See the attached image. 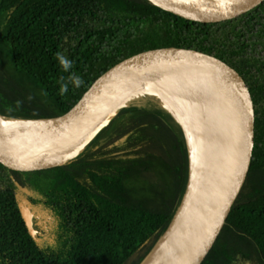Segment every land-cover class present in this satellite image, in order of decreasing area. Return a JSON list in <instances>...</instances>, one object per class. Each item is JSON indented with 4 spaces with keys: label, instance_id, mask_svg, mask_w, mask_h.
Masks as SVG:
<instances>
[{
    "label": "trees",
    "instance_id": "trees-1",
    "mask_svg": "<svg viewBox=\"0 0 264 264\" xmlns=\"http://www.w3.org/2000/svg\"><path fill=\"white\" fill-rule=\"evenodd\" d=\"M199 39L231 53L256 107L253 157L241 193L201 264H264V11L195 23L149 0H0V116L29 117L61 95L55 54L82 77L124 52ZM71 84H69V87ZM124 103V104H123ZM67 163L12 170L0 163V264H107L166 226L185 197L192 157L175 114L130 96ZM24 188L32 237L18 207Z\"/></svg>",
    "mask_w": 264,
    "mask_h": 264
},
{
    "label": "water",
    "instance_id": "water-1",
    "mask_svg": "<svg viewBox=\"0 0 264 264\" xmlns=\"http://www.w3.org/2000/svg\"><path fill=\"white\" fill-rule=\"evenodd\" d=\"M149 1L178 17L206 25L241 21L264 11V0ZM184 60L206 66L224 92L226 124L232 128L226 150L201 191L184 206L188 184L181 206L166 226L124 249L107 264H153L176 256L180 260L208 243L206 252L192 264L203 262L241 193L255 147L256 107L241 64L221 46L199 39L140 47L87 72L81 77L83 83L79 87L71 85L54 103L32 116H0V163L12 170H30L13 164L46 158L64 132L113 102L110 99L123 87L162 66ZM164 105L175 114L189 140L176 112ZM93 133L80 142L68 161L83 151ZM18 207L28 233L34 237L32 209L20 203Z\"/></svg>",
    "mask_w": 264,
    "mask_h": 264
},
{
    "label": "bare ground",
    "instance_id": "bare-ground-1",
    "mask_svg": "<svg viewBox=\"0 0 264 264\" xmlns=\"http://www.w3.org/2000/svg\"><path fill=\"white\" fill-rule=\"evenodd\" d=\"M139 90L171 107L182 121L194 156L187 205L203 188L221 160L232 132L227 121L224 92L213 73L193 61H180L162 66L123 87L110 102ZM80 135L86 129L75 126ZM13 167H37L36 159L13 164ZM179 208V207H178ZM179 259H163L153 264H179Z\"/></svg>",
    "mask_w": 264,
    "mask_h": 264
},
{
    "label": "rangeland",
    "instance_id": "rangeland-1",
    "mask_svg": "<svg viewBox=\"0 0 264 264\" xmlns=\"http://www.w3.org/2000/svg\"><path fill=\"white\" fill-rule=\"evenodd\" d=\"M256 55L264 56V49H261L258 47ZM133 94H142V92L137 90V91H134ZM131 96H138V95L131 94ZM129 97L130 96H124V97L115 99L113 102L107 104L106 107L102 108L98 112L90 115L89 117L85 118L84 120L76 124L75 126L82 125L83 127H86L87 129L80 135L77 133L75 126L71 127L68 131L64 132L61 135L60 140L55 150L50 155H48L46 158L38 160L40 162L39 166L29 167L28 169L36 170V169L48 168L54 165L66 163L69 160V158H71L73 152L79 146L80 142L85 137L91 135L100 126L105 124L108 121L109 117L113 114V112L118 107H120V105H122V103L125 102V100ZM189 147H190V143H189ZM191 157H192V165H191V171H192V166L194 162V156L192 155V152H191ZM28 193L29 192L27 190L19 187V190L17 192L18 203L27 205L26 197ZM32 213H33V217L34 215H38L37 217L38 225H43L45 220L49 219V217L43 214V212L41 211H37L33 209ZM208 245L209 244L207 243L205 246H203L201 249H199L198 251H196L194 254H192L189 257H186V258L182 257V259L179 260V264H192L197 258L202 256L206 252ZM178 257L179 256H176L175 258H178ZM175 258H172V260Z\"/></svg>",
    "mask_w": 264,
    "mask_h": 264
},
{
    "label": "clouds",
    "instance_id": "clouds-1",
    "mask_svg": "<svg viewBox=\"0 0 264 264\" xmlns=\"http://www.w3.org/2000/svg\"><path fill=\"white\" fill-rule=\"evenodd\" d=\"M55 56L61 71L69 73L67 78L61 76L58 81V93L60 95H63L68 91L69 84H71L73 87H79L83 83V81L80 76L70 71L73 67L72 60H70L67 56L63 55L62 52H57Z\"/></svg>",
    "mask_w": 264,
    "mask_h": 264
},
{
    "label": "flooded vegetation",
    "instance_id": "flooded-vegetation-1",
    "mask_svg": "<svg viewBox=\"0 0 264 264\" xmlns=\"http://www.w3.org/2000/svg\"><path fill=\"white\" fill-rule=\"evenodd\" d=\"M28 205V204H27ZM33 210V209H32ZM38 217V215H34V217L33 218H37Z\"/></svg>",
    "mask_w": 264,
    "mask_h": 264
}]
</instances>
